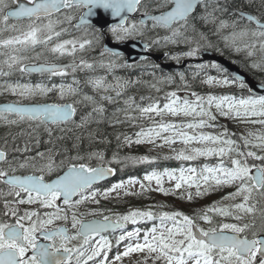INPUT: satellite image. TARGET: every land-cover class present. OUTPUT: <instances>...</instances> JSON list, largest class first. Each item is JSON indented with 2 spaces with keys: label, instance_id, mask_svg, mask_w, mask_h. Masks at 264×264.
Masks as SVG:
<instances>
[{
  "label": "snow or ice",
  "instance_id": "6c2138e0",
  "mask_svg": "<svg viewBox=\"0 0 264 264\" xmlns=\"http://www.w3.org/2000/svg\"><path fill=\"white\" fill-rule=\"evenodd\" d=\"M161 49L196 62L164 74L150 59ZM209 52L219 58L204 61ZM187 71L209 91L192 90ZM0 96L16 97L0 103V264H123L135 253L136 264H264V0H0ZM221 118L259 128L237 135ZM102 123L136 129L118 147H167L162 159L190 163L112 183L158 157L108 159L95 147L109 142ZM121 192L222 194L191 214L81 211Z\"/></svg>",
  "mask_w": 264,
  "mask_h": 264
},
{
  "label": "trees",
  "instance_id": "16d2710c",
  "mask_svg": "<svg viewBox=\"0 0 264 264\" xmlns=\"http://www.w3.org/2000/svg\"><path fill=\"white\" fill-rule=\"evenodd\" d=\"M227 56V53L225 54ZM147 71H151V69H148ZM119 72V71H118ZM123 74H120L122 76H127L129 74L135 73L133 78H135L136 75H140L141 70L138 71H127V72H121ZM166 74V73H164ZM157 75H159L157 73ZM151 77L145 74L143 76V79H150ZM141 94L148 95L150 94L148 89H141ZM164 91H170L169 88L164 87ZM163 92V91H162ZM153 95L154 92H152ZM151 93V94H152ZM112 109H109V114L111 113ZM226 124L233 132L239 130V127L236 125V122L233 121H227L222 119L220 121ZM93 127H96L95 125ZM121 133H127L131 135V132L129 131V126L126 124L123 125H115L110 126L108 123H102L99 125V136L100 137H106L108 143H100L95 145L96 148L102 149L105 152V155L108 159H111V156L114 152H119L121 156L125 155H134V156H142V155H150L154 157H158L156 163L153 164H140L136 166L129 165L128 167H125L122 172H117V178L116 182L120 179H127L129 176H142L146 172L152 171L153 169L162 170L163 168H176L181 166L183 163L184 166H188L190 162H180L176 160H164L162 159L163 156L169 155L166 152L162 150H155L154 148L150 151L146 148L138 145H132L130 147H118V141L116 137ZM204 163H214L215 159L210 158L203 161ZM196 164H199L200 162H194ZM119 167V166H117ZM227 191V189L225 190ZM222 193H214L209 196H205L202 198H196L193 201L189 202L186 199H180L179 195H164L159 192H148L144 193L142 195H123L120 196L119 199H112L109 200L110 203L115 208V214H125L126 212L140 208V209H147L148 207L152 206L153 211H174V210H181L187 214H191L193 210L198 209L202 206H206L211 204L213 201L218 200L220 195ZM193 196L195 194L193 193ZM165 205L164 208L155 207L157 205ZM159 221H157L158 223ZM151 224H148V226ZM133 264H136L134 262ZM148 264H152L151 260L148 261Z\"/></svg>",
  "mask_w": 264,
  "mask_h": 264
},
{
  "label": "flooded vegetation",
  "instance_id": "af4514ba",
  "mask_svg": "<svg viewBox=\"0 0 264 264\" xmlns=\"http://www.w3.org/2000/svg\"><path fill=\"white\" fill-rule=\"evenodd\" d=\"M165 51H167L166 49H161V50H159V51H155V52H152V53H155V54H158V55H164V52ZM91 55H93V56H95V55H97V53H93V54H91ZM61 62H66V61H61ZM160 63H158V64H160L161 65V68L163 69V67H162V65H164V63H172V62H174V63H176L180 68H178V69H176L175 71H165L164 69H163V73H166V74H168V73H175V72H179V71H185V68H186V66L184 67V66H182L183 65V63L185 62V61H181L179 64L176 62V61H174V60H171V59H167V58H165V56L163 57V59L162 60H160L159 61ZM196 61H188V63H195ZM157 63V62H156ZM130 70V69H129ZM137 70H141V69H137ZM157 73L160 75L161 74V72H160V70H157ZM210 74H215L214 72L213 73H210ZM81 76H83L84 74H80ZM158 75V76H159ZM191 75H192V73H191V71H187L186 72V76H187V78L189 79V81L192 83V90H195V91H198V92H201L202 94L203 93H205V92H207V91H209V89H208V86H206V85H200V83H199V81L197 80V81H191ZM56 79V81L57 82H59V79L60 78H55ZM179 81V77H177L176 78V83ZM179 84V83H178ZM175 85V87H176V84H174ZM226 91H228L227 89H219V90H215V92L217 93V92H226ZM155 93V92H154ZM181 95H183L184 93L183 92H181L180 93ZM152 95H153V93H152ZM7 130L6 129H4V128H0V136H3L4 135V133L6 132ZM47 137L45 136L44 137V139H46ZM42 149H43V146H42ZM101 207V206H100ZM95 209H97V208H95ZM100 209V208H99ZM101 211V210H100ZM89 217V216H88ZM88 217H87V219H88Z\"/></svg>",
  "mask_w": 264,
  "mask_h": 264
},
{
  "label": "rangeland",
  "instance_id": "374dc122",
  "mask_svg": "<svg viewBox=\"0 0 264 264\" xmlns=\"http://www.w3.org/2000/svg\"><path fill=\"white\" fill-rule=\"evenodd\" d=\"M169 119H171V117H169ZM241 127H242V132L243 133H246L247 131H256L258 128H259V126L257 125V126H252V125H241ZM146 146H151V145H147V144H145ZM155 150H162V151H165V152H167V153H170V151H169V149L167 148V147H164V148H155ZM153 187H155V184H154V182H153V185H152ZM164 187H171V185L169 184V183H165L164 184ZM134 191H139L140 189H139V187L137 186L135 189H133ZM181 191H183V190H181ZM192 191V193H195V189H192L191 190ZM123 192H121V194H122ZM202 226H206V225H202ZM119 251H123V247H121V248H119ZM111 255V254H110ZM132 256L134 257V258H138V257H142L143 256V253H135V254H132ZM131 256V257H132ZM131 257H127V258H125L124 259V261H123V264L126 262V261H128Z\"/></svg>",
  "mask_w": 264,
  "mask_h": 264
},
{
  "label": "water",
  "instance_id": "95a60500",
  "mask_svg": "<svg viewBox=\"0 0 264 264\" xmlns=\"http://www.w3.org/2000/svg\"><path fill=\"white\" fill-rule=\"evenodd\" d=\"M126 50V49H125ZM137 51L140 52L141 50L139 48H137ZM141 54H145L143 52H141ZM214 57L216 58H219V56H213L210 52L209 53H206L203 57V60L204 61H207V60H211L213 59ZM150 58H153L154 60L158 61L159 59L162 58V56H158V55H152L150 54ZM225 62H227V60L225 59ZM164 69H168V70H171L172 69V66H164ZM114 177H111L110 179H112Z\"/></svg>",
  "mask_w": 264,
  "mask_h": 264
}]
</instances>
